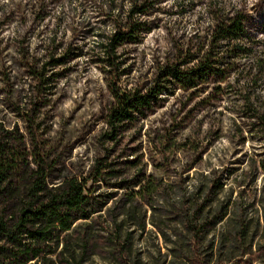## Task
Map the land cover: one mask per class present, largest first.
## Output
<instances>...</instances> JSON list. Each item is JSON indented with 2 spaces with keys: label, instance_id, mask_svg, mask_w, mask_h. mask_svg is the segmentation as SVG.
Here are the masks:
<instances>
[{
  "label": "rangeland",
  "instance_id": "obj_1",
  "mask_svg": "<svg viewBox=\"0 0 264 264\" xmlns=\"http://www.w3.org/2000/svg\"><path fill=\"white\" fill-rule=\"evenodd\" d=\"M99 1L0 0V123L23 128L10 105L25 108L37 93L33 71L43 73L41 138L54 150L58 178L85 179L84 195L98 210L73 224L57 253L69 264H121L109 244L117 236L129 264H264V120L251 114L264 115V79L246 84L254 57L242 58L224 83L163 92L112 146L102 137L110 98L94 63L95 34L112 23ZM226 1L244 7L246 31L264 56V0ZM145 19L148 31L119 48L123 88L152 84L171 41L210 24L203 2L182 8L164 0ZM102 156L110 164L104 175L87 179ZM148 182L156 189L149 203L126 202ZM183 200L190 211L202 208L200 222L217 220L198 248L182 225ZM90 238L103 241L101 252L83 246ZM31 264L61 263L50 255Z\"/></svg>",
  "mask_w": 264,
  "mask_h": 264
},
{
  "label": "trees",
  "instance_id": "obj_2",
  "mask_svg": "<svg viewBox=\"0 0 264 264\" xmlns=\"http://www.w3.org/2000/svg\"><path fill=\"white\" fill-rule=\"evenodd\" d=\"M173 1L182 8L203 2L210 24L196 28L186 40L171 41L172 52L158 68L152 84L131 89L121 85L124 70L119 48L135 43L148 31L145 18L164 0L99 1V14L112 23L109 33L95 34L94 55L110 98L104 109L102 137L112 146L169 89L196 91L211 83H224L246 56L254 57L246 84L254 86L264 79V56L254 50L240 2L232 6L226 0ZM33 78L37 83L36 96L25 108L10 105L23 128L15 125L9 129L0 123V264H31L35 260L44 261L50 255H56L61 264H69L57 253L60 239L72 230L76 221L89 220L98 210L89 196L84 195L85 179L82 182L68 176L58 178L59 163L54 150L42 140L37 123L38 99L46 81L44 74L37 71H33ZM246 95L248 105L251 94ZM252 109V118L263 121L264 115L259 117L256 108ZM107 159L97 158L87 179L99 181L110 165ZM258 167L264 170V159L258 161ZM154 191L155 186L148 182L129 195L126 202L137 197L147 204ZM187 204L186 200L181 204L182 225L198 248L217 220L214 217L215 220L200 222L202 208L190 211ZM82 243L84 247L96 243L97 252H101L103 245V241L94 238L83 239ZM109 244L116 247L117 260L129 264L126 247L118 237L114 236Z\"/></svg>",
  "mask_w": 264,
  "mask_h": 264
}]
</instances>
